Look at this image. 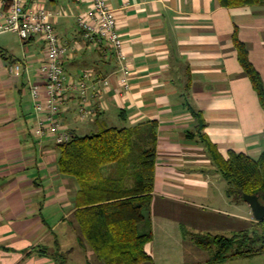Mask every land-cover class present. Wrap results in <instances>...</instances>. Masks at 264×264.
I'll use <instances>...</instances> for the list:
<instances>
[{
    "label": "crops",
    "instance_id": "0c3cea01",
    "mask_svg": "<svg viewBox=\"0 0 264 264\" xmlns=\"http://www.w3.org/2000/svg\"><path fill=\"white\" fill-rule=\"evenodd\" d=\"M26 1L27 8L55 17L67 48L66 84L85 70L109 79L101 98L91 99L99 107L91 121L79 120L82 100L68 90L59 115L68 132L156 125L153 235L145 248L152 264H209V253L185 238L184 229L231 235L256 221L247 203L227 197L228 184L203 143L188 137L196 121L187 105L201 111L205 135L224 159L231 151L259 157L264 111L232 36L236 30L248 46L264 83V5L228 9L217 0H108L123 43L125 57L119 60L84 38L77 24L84 5ZM6 11L0 3V23ZM45 56L39 38L0 32V264H96L93 253L79 246L72 218L78 184L59 174L54 138L33 134L31 88L37 85L45 97L39 72ZM124 68L127 87L120 82ZM220 264H264V256Z\"/></svg>",
    "mask_w": 264,
    "mask_h": 264
},
{
    "label": "trees",
    "instance_id": "16d2710c",
    "mask_svg": "<svg viewBox=\"0 0 264 264\" xmlns=\"http://www.w3.org/2000/svg\"><path fill=\"white\" fill-rule=\"evenodd\" d=\"M217 1L228 9L264 5V0ZM232 39L238 62L264 111V83L249 60L248 46L238 39L236 30ZM89 95L91 101L93 93L90 91ZM93 106L98 114V105ZM187 109L196 121L195 131L188 137H197L205 146L216 170L228 184L227 197L241 203L242 194L258 195L264 205V149L257 158L231 151L224 159L205 135L201 111L190 104ZM68 133L69 141L57 144L56 166L59 174L73 178L78 184L72 218L77 224L79 246L93 253L96 264H152L145 248L153 235L150 205L156 125L111 126L84 135ZM183 232L185 238L209 253V264L264 256V219L231 235L185 229Z\"/></svg>",
    "mask_w": 264,
    "mask_h": 264
},
{
    "label": "built area",
    "instance_id": "2783aa9c",
    "mask_svg": "<svg viewBox=\"0 0 264 264\" xmlns=\"http://www.w3.org/2000/svg\"><path fill=\"white\" fill-rule=\"evenodd\" d=\"M72 1L85 6L77 17V24L84 38L96 46L103 44L109 51H113L119 60H123L125 57L122 51L123 43L117 31L115 11L108 0ZM0 3L7 8L5 15L2 16L0 32H14L22 40L39 38L45 49L46 56L39 69L45 88V97H42L37 85L31 88L37 114L33 134L37 138L53 137L57 144L65 143L69 141L70 136L62 125L59 115L65 104L68 90L78 93L82 100L78 108L79 120L91 121L97 116V109L89 99V92L93 93L94 98H101L103 89L109 85V79L108 77L95 78L93 70H85L77 81L66 84L64 62L67 57V48L62 44L54 28L55 17L44 10L27 8L26 0H0ZM126 74L124 68L120 82L125 87L128 86Z\"/></svg>",
    "mask_w": 264,
    "mask_h": 264
},
{
    "label": "water",
    "instance_id": "95a60500",
    "mask_svg": "<svg viewBox=\"0 0 264 264\" xmlns=\"http://www.w3.org/2000/svg\"><path fill=\"white\" fill-rule=\"evenodd\" d=\"M241 199L249 205L255 221L264 219V205L260 203L258 195L242 194Z\"/></svg>",
    "mask_w": 264,
    "mask_h": 264
}]
</instances>
